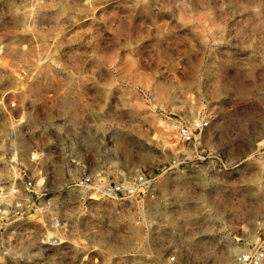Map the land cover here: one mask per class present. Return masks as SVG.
Wrapping results in <instances>:
<instances>
[{
	"label": "rangeland",
	"instance_id": "obj_1",
	"mask_svg": "<svg viewBox=\"0 0 264 264\" xmlns=\"http://www.w3.org/2000/svg\"><path fill=\"white\" fill-rule=\"evenodd\" d=\"M193 115L195 143L160 124ZM20 171L34 207L0 215V264L264 250V0H0V191ZM137 173L152 197L82 183Z\"/></svg>",
	"mask_w": 264,
	"mask_h": 264
},
{
	"label": "built area",
	"instance_id": "obj_2",
	"mask_svg": "<svg viewBox=\"0 0 264 264\" xmlns=\"http://www.w3.org/2000/svg\"><path fill=\"white\" fill-rule=\"evenodd\" d=\"M168 121L174 127L177 137L186 143H195L201 132L209 126V120L203 116L193 118L189 122L181 121L176 117H168ZM29 158L35 160L38 157L35 153H31ZM19 173H22V175L15 178L7 190L0 191L1 216L7 215L9 213L7 208H9L14 217L20 218L34 207V203H30L34 183L31 179L23 177L24 171ZM82 183L96 190L100 196L110 199L137 197L140 194L153 196L152 179L147 178L143 173H137L131 179H123L117 182H107L99 179L98 183L94 182L89 175H84L82 176ZM93 183L95 186L92 185ZM50 224L56 229L60 228V223L56 218H51ZM49 237L53 242L60 243L64 241L59 236L50 235ZM170 260H173V257ZM233 264H264V250L261 247L243 250L234 258Z\"/></svg>",
	"mask_w": 264,
	"mask_h": 264
},
{
	"label": "bare ground",
	"instance_id": "obj_3",
	"mask_svg": "<svg viewBox=\"0 0 264 264\" xmlns=\"http://www.w3.org/2000/svg\"><path fill=\"white\" fill-rule=\"evenodd\" d=\"M22 46V45H21ZM6 58V57H5ZM193 117H196L195 115H193ZM165 123V125L166 126H168V128H171V129H173V130H175L174 129V127L173 126H171V124L169 123V121L168 120H165V121H161V123L160 124H164ZM175 136H177V134H176V131H175ZM120 142V141H119ZM130 197H132V196H130ZM76 218V217H75ZM116 232V231H115ZM134 249V248H133Z\"/></svg>",
	"mask_w": 264,
	"mask_h": 264
}]
</instances>
